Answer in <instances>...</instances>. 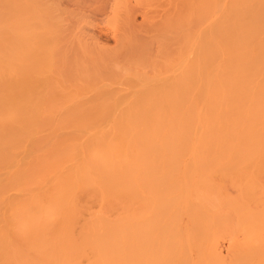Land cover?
Masks as SVG:
<instances>
[{
    "label": "bare ground",
    "instance_id": "bare-ground-1",
    "mask_svg": "<svg viewBox=\"0 0 264 264\" xmlns=\"http://www.w3.org/2000/svg\"><path fill=\"white\" fill-rule=\"evenodd\" d=\"M71 1L0 0V264H264V0Z\"/></svg>",
    "mask_w": 264,
    "mask_h": 264
},
{
    "label": "rangeland",
    "instance_id": "rangeland-1",
    "mask_svg": "<svg viewBox=\"0 0 264 264\" xmlns=\"http://www.w3.org/2000/svg\"><path fill=\"white\" fill-rule=\"evenodd\" d=\"M60 4H62L60 6H63L61 8H65L64 10L74 9V5H73L72 1L70 2V0H62V1L60 0ZM92 9H93L92 7L88 8V10L84 11V14H83V12H80L83 15H85V19H86L85 21L91 22L93 24V25H90V23L85 24V22H84L83 25L84 24L85 25H84L83 31L85 30L89 35L96 37L101 44H104V46L107 45V46L113 47L115 45L114 39L112 38V36H111V39L108 38L111 35V34H109L110 30L107 31L109 29L108 26L113 27V26L108 25V24H111V23L107 22L108 17H106V16H108V12H106L105 16H104V14L100 15L99 13H101V12H99L98 13L99 15H98L97 12L96 13L92 12L91 11ZM105 17H106V21L104 19ZM141 22H143L142 16L140 15V13H137L136 17H135V24L137 23L138 26H141ZM101 30H103V31L106 30L107 34L105 31H104L105 32L104 33ZM87 37H89V36H87ZM113 42H114V45H113ZM222 250L225 253V245L222 246Z\"/></svg>",
    "mask_w": 264,
    "mask_h": 264
}]
</instances>
